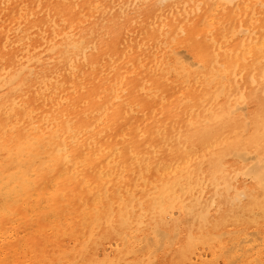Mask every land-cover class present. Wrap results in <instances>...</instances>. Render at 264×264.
Listing matches in <instances>:
<instances>
[{
    "label": "bare ground",
    "instance_id": "bare-ground-1",
    "mask_svg": "<svg viewBox=\"0 0 264 264\" xmlns=\"http://www.w3.org/2000/svg\"><path fill=\"white\" fill-rule=\"evenodd\" d=\"M0 24V264H153L176 211L173 264L261 259L219 232L264 223V0H0Z\"/></svg>",
    "mask_w": 264,
    "mask_h": 264
},
{
    "label": "rangeland",
    "instance_id": "rangeland-1",
    "mask_svg": "<svg viewBox=\"0 0 264 264\" xmlns=\"http://www.w3.org/2000/svg\"><path fill=\"white\" fill-rule=\"evenodd\" d=\"M102 5V3L100 4V6ZM100 10H102V9H100ZM79 20H81V19H83L84 18V14H83V16H79ZM82 21H84V19L82 20ZM0 26H1V24H0ZM54 99H56V98H54ZM52 101V100H51ZM50 101V102H51ZM197 146V145H196ZM199 149H202L201 147L199 148ZM199 149H198V152H197V154L199 153ZM203 154V151H201L200 153H199V155L201 156ZM231 159H233V160H235V158H231ZM153 169H150V174L148 175L149 177H151L152 179H160V178H162V175H160L157 171H153ZM158 174V176H156ZM155 177V178H154ZM242 181L244 182V185H253V184H255L254 183V180L251 178V177H246V178H244V179H242ZM68 184V183H67ZM136 184H132V185H130V187L131 188H134V186H135ZM77 190H78V192L80 193V195H83V194H85V191L82 189V188H80V187H77ZM83 191V192H82ZM134 191L135 192H138V188H137V190H136V188H134ZM139 193V192H138ZM137 193V194H138ZM136 194V195H137ZM140 194H138V196H139ZM72 197V196H71ZM73 199V198H72ZM75 199V198H74ZM76 200V199H75ZM64 201V202H63ZM61 202V203H60ZM59 203L61 204V206H62V213H61V215L63 216H61V217H59L60 218V220H59V222H63L65 225H63V223H62V226H59V227H61V229H63V230H65L66 231V236H70V237H72V232L74 231V229H75V227L77 226V225H75V226H72V215L73 214H76V212L78 213L79 212V208L81 207V203H80V201L78 202V200L77 201H72V200H70V199H68L67 197L65 198V199H63V200H61ZM77 202V203H76ZM97 202V201H96ZM99 202V201H98ZM78 203H80V204H78ZM63 204V205H62ZM67 204V205H66ZM73 204V205H72ZM101 204V202H99V203H94L93 204V206L95 207V208H100L101 206H102V204ZM69 205V206H68ZM70 205H72V206H70ZM79 205V206H78ZM68 208H67V207ZM91 207V208H94V207ZM72 207H73V209H72ZM90 207V206H89ZM68 211H67V210ZM72 210H74L73 212H72ZM77 210V211H76ZM68 212H70L68 215H67V213ZM177 213H176V219L178 220L177 221V227L175 228V230H174V234L176 233V235L178 234V236H173V241H172V239H171V243L169 244H166L165 246H163V247H159L158 249H157V253L155 252V255H153V261H154V263L153 264H173V263H175L176 262V260L177 259H179L180 257H179V253H178V247L180 248V245L182 246V244H183V242H184V238H185V236H188L187 234H189L188 232H189V230L191 229H193V226L190 224H188L187 223V218L185 217V216H183L184 215V213H182L181 214V216H180V213L178 212V211H176ZM64 214V215H63ZM70 215V216H69ZM65 217V218H64ZM184 217V218H183ZM62 219V220H61ZM69 219V220H68ZM181 219V220H180ZM69 221H71V223L69 222ZM183 222H184V224H183ZM36 224V223H35ZM101 224V225H100ZM99 224V228L98 229H100V230H102L103 229V224L102 223H100ZM185 225V226H184ZM187 225V226H186ZM43 226H47V225H43ZM63 227V228H62ZM239 227V228H238ZM238 227H235L234 228V226H232V227H230V228H228V229H223V230H221L219 233H221V232H223V234H225V236H226V234H229V235H231V236H242V235H244L245 233H255V232H259V233H262L263 235H264V223L263 222H261L260 223V225H258L257 227H253L252 229H251V227L250 228H246L245 226H238ZM258 227H259V229H258ZM74 228V229H73ZM162 227L160 226V228H159V230L160 231H166V229H164V228H162ZM235 230H234V229ZM70 229V230H69ZM176 229L178 230V231H176ZM188 229V230H187ZM62 230V231H63ZM149 228L148 227H143V229L141 230V233H142V235H148V236H150V234H148V232H149ZM249 230V231H248ZM251 230V231H250ZM184 231H186V232H184ZM227 231V232H226ZM243 232V233H241V232ZM69 234H68V233ZM166 232H168L169 234H171V235H174L173 234V231H166ZM171 232V233H170ZM178 232V233H177ZM237 232V233H236ZM245 232V233H244ZM196 234V231H193V234ZM63 234H64V231H63ZM83 234H85L84 232H83ZM183 235V236H182ZM21 236H22V233L19 235V237H18V240H20V238H21ZM50 236V235H49ZM182 236V237H181ZM174 237H176V239L174 238ZM53 239V238H52ZM9 240H11V239H9ZM8 240V241H9ZM31 240H33V241H37V240H39V238H32ZM8 241H5L4 243L6 244V243H9ZM175 241V242H174ZM181 241V242H180ZM12 242H14V241H12ZM17 242H15L14 244H16ZM13 244V245H14ZM9 245V244H8ZM5 246V248H7L8 247V251H10V252H8L7 254H8V256L10 255V256H12V254H13V249L11 248H9V246ZM12 245V246H13ZM172 245V246H171ZM177 246V247H176ZM168 247V248H167ZM4 248V249H5ZM164 248H165V250H164ZM205 248H206V246H205ZM161 251H160V250ZM168 249V250H167ZM172 250L171 252H170V250ZM166 251L165 252V255H164V251ZM177 250V251H176ZM211 250H217V248L216 247H213ZM208 251V250H207ZM168 252V253H167ZM138 253H143L142 251H140V252H138ZM162 253V254H161ZM171 253H173V254H171ZM208 254H209V252H207ZM21 254L22 253H18V254H14L12 257H14L13 258V260H17L16 259V257H20L21 256ZM161 255V256H160ZM164 255V256H163ZM134 254H130L129 256H127V257H124V260L123 261H125V263L126 264H143L142 262L140 263V261L143 259V261H146V259H144L145 258V256H142V259H141V254H138L137 255V253H136V255L134 256L135 257V260H134ZM158 256V257H157ZM163 256V257H162ZM139 257V258H138ZM144 257V258H143ZM173 257L175 258V260L173 259ZM177 257V258H176ZM255 256H251L250 258H248V259H246V260H244V261H241L240 263H238V264H264V250L262 251V253H261V259L260 260H258V261H255V262H253V263H251V259L252 258H254ZM141 259V260H140ZM159 259V260H158ZM167 259V260H166ZM11 260H12V258H11ZM129 261V262H128ZM160 261V262H159ZM71 263H72V260L70 261ZM135 262V263H134ZM157 262V263H156ZM125 263H123V264H125ZM122 264V263H121Z\"/></svg>",
    "mask_w": 264,
    "mask_h": 264
}]
</instances>
